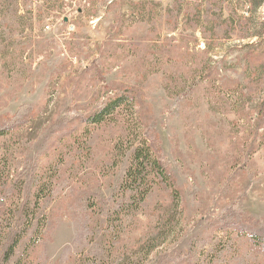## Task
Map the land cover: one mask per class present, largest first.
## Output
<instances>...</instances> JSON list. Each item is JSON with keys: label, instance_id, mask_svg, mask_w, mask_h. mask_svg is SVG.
<instances>
[{"label": "rangeland", "instance_id": "rangeland-1", "mask_svg": "<svg viewBox=\"0 0 264 264\" xmlns=\"http://www.w3.org/2000/svg\"><path fill=\"white\" fill-rule=\"evenodd\" d=\"M125 89L139 129L87 125ZM21 108L0 158L46 220L20 264H264L236 229H264V0H0V120ZM146 138L178 198L128 210Z\"/></svg>", "mask_w": 264, "mask_h": 264}, {"label": "trees", "instance_id": "trees-1", "mask_svg": "<svg viewBox=\"0 0 264 264\" xmlns=\"http://www.w3.org/2000/svg\"><path fill=\"white\" fill-rule=\"evenodd\" d=\"M132 94L129 89H125L121 94L107 100L99 110L86 117L85 122L88 126H99L106 120L115 121L117 119L115 115H119L121 111V113L124 112L126 128L130 133H133L134 129L140 128V124L133 118L132 110L135 99ZM23 109L21 108L14 115L0 120V139L11 135L16 129L31 120L30 112ZM260 118V122L264 123L262 114ZM0 163H2V167L0 166V242L3 247L0 261L2 264H20L22 259L17 256L16 251L20 250L24 243L34 244L40 240L45 228L46 219L39 213V201L44 182L41 179L37 180L35 194L32 195V204L29 203V200L22 203L23 201H20L19 197L25 179L19 176L11 178L5 158H0ZM172 183L171 175L159 158L158 149L146 138L140 140L133 151L131 165L121 182L118 196L121 199L124 197V205H127L128 210L136 209L137 205L154 188L168 189L173 198H178ZM49 192L48 190L47 193ZM1 196L3 197L1 198ZM225 220L229 228L236 227V218L231 212L226 215ZM236 229L243 235H247L253 244L264 248V229L257 226L249 229L242 225L237 226Z\"/></svg>", "mask_w": 264, "mask_h": 264}]
</instances>
